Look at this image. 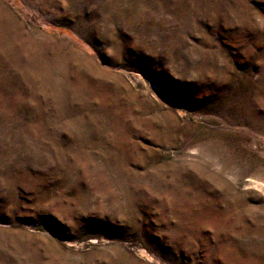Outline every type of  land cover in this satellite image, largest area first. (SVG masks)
Listing matches in <instances>:
<instances>
[{"label":"rangeland","instance_id":"374dc122","mask_svg":"<svg viewBox=\"0 0 264 264\" xmlns=\"http://www.w3.org/2000/svg\"><path fill=\"white\" fill-rule=\"evenodd\" d=\"M0 264H264V0H0Z\"/></svg>","mask_w":264,"mask_h":264}]
</instances>
